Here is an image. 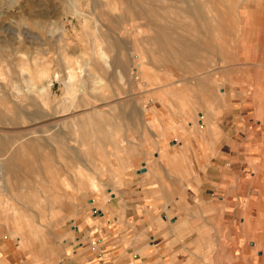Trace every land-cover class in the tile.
Returning a JSON list of instances; mask_svg holds the SVG:
<instances>
[{"label":"rangeland","instance_id":"374dc122","mask_svg":"<svg viewBox=\"0 0 264 264\" xmlns=\"http://www.w3.org/2000/svg\"><path fill=\"white\" fill-rule=\"evenodd\" d=\"M132 1L0 0L2 234L35 244L74 240L80 235L76 226L93 211L107 210L112 192L124 183L127 170L115 164L117 158L136 154L146 141L160 142L147 138L152 131L162 132L160 122L167 131L186 130L191 122L204 129L201 108L187 113L186 101L199 94L198 77L207 78L218 99L211 118L221 123L231 143L264 145L257 115L264 86L256 83L253 71L243 73L248 65L233 62L237 50L250 46L255 56L262 48L256 45H264L257 31L255 39L243 40L246 29H264L257 13H264V0H251L253 8L246 0ZM146 25L162 33L159 44ZM235 80L243 84H230ZM214 162L219 168L210 167L208 184L231 189L224 161ZM239 181L244 196L264 193V179L248 173ZM207 193L214 195V187ZM216 199L220 203L223 196ZM247 200L243 197L242 208ZM220 209L207 213L223 214L216 229L206 230L213 232L212 245L193 242L185 252L192 262L214 264L215 252L224 264L232 261L231 205ZM260 217L254 221L257 234L264 231L263 212ZM244 231L241 250L252 247L244 245ZM249 256H240L241 264H249Z\"/></svg>","mask_w":264,"mask_h":264},{"label":"crops","instance_id":"0c3cea01","mask_svg":"<svg viewBox=\"0 0 264 264\" xmlns=\"http://www.w3.org/2000/svg\"><path fill=\"white\" fill-rule=\"evenodd\" d=\"M254 29L246 31L243 40L254 38L255 31L258 32L257 39L264 36V29ZM256 46L262 48L255 56L250 52L252 47L237 50L233 62L242 61L248 65L243 73L247 75L253 71L256 83L264 86V45ZM220 73L226 75L225 70ZM230 82L243 84L237 80ZM195 84L199 94L186 101L189 103L187 113L192 115L193 110L202 109L205 118L202 131L192 122L186 130L167 131V125L160 122L162 132L152 131L147 137L150 140L159 138L160 142L140 143L135 148L136 154L116 159L115 164L127 170L122 178L124 183L117 192H112L107 210L93 211L76 226L75 232L80 235L74 240L35 244L4 235L0 230V264H198L197 260L192 262L190 256L186 257L185 252L190 250L193 242L200 245L207 241V246L212 245L215 240L213 232L206 230L216 229L223 214L217 218L207 213L214 208L218 211L222 208L220 211L224 212L223 208L230 205L234 246L229 253L232 260L229 264H241L240 256L245 254L250 255L249 264H264V231L257 234L254 224L255 218L261 219L264 213V193L249 192L244 196L237 185L242 175L248 173L264 179V145L244 141L232 144L221 123L216 121L215 125L211 118L214 117L213 112L210 113L211 107L220 104L208 86L207 78L198 77ZM233 88L227 89L231 91ZM240 89L238 96L242 110L245 98L243 89ZM259 94L260 109H264V92ZM223 95L225 100L226 95ZM154 100L153 97L151 101ZM260 109L257 111L261 117L258 121L264 125V110L260 112ZM256 147L260 155L254 154ZM219 157L224 161L223 171L232 174L231 189H223L214 181L208 184L213 180L210 167L219 168L218 163H211L216 159L219 161ZM227 160L231 164H225ZM209 186L214 187V195H208ZM257 193L260 194L252 199L251 196ZM222 196L219 203L216 197ZM243 197L248 198L246 208L241 205ZM241 226L248 229L244 231V245L249 243L251 248L241 250ZM194 228L198 231L203 228L204 231L195 232ZM207 256L209 258V252ZM214 260L216 264H224L220 253L215 252Z\"/></svg>","mask_w":264,"mask_h":264},{"label":"bare ground","instance_id":"6f19581e","mask_svg":"<svg viewBox=\"0 0 264 264\" xmlns=\"http://www.w3.org/2000/svg\"><path fill=\"white\" fill-rule=\"evenodd\" d=\"M129 2H134V1H132V0H128ZM231 1H233V0H231ZM246 5H247V7H252V1L251 0H246ZM130 5H132V3L130 4ZM129 5V6H130ZM253 8V7H252ZM260 12H257L258 14H259V16L261 15L262 17V20H263V22L262 23H264V13H263V9H258ZM255 15H257V14H255ZM253 16V15H252ZM251 16V17H252ZM255 18H256V16H255ZM258 21V20H257ZM260 23V22H259ZM261 23V24H262ZM264 25V24H263ZM145 26V25H144ZM149 29H152L153 28V26H150V25H146ZM136 27V26H135ZM152 27V28H151ZM141 28V27H140ZM146 28V27H145ZM154 29V31H155V34L151 37L152 39H155L156 41H155V44H159L160 43V38L158 39L157 37H159V35L160 34H162V33H160L159 31H158V29H156L155 30V28H153ZM261 29V28H260ZM133 30V29H132ZM139 31L141 32L142 31V29H139ZM245 31H248L247 29L245 30ZM156 35H158V36H156ZM154 44V45H155ZM169 43H166V46L168 45ZM254 45V44H253ZM253 45H251V46H253ZM169 46V45H168ZM250 47V46H249ZM144 56V55H143ZM177 57V56H176ZM134 60V59H133ZM201 88V87H200ZM203 89H205L204 87H203ZM201 90V89H200ZM207 90V89H206ZM208 91V90H207ZM101 124V123H100Z\"/></svg>","mask_w":264,"mask_h":264}]
</instances>
